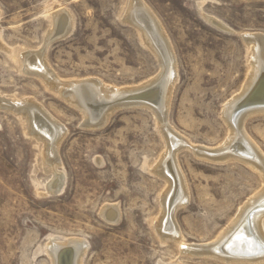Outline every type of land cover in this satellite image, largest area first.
Returning <instances> with one entry per match:
<instances>
[{"label":"rangeland","instance_id":"374dc122","mask_svg":"<svg viewBox=\"0 0 264 264\" xmlns=\"http://www.w3.org/2000/svg\"><path fill=\"white\" fill-rule=\"evenodd\" d=\"M141 1L176 56L169 123L192 143L217 147L229 132L223 105L241 92L250 69L242 34L264 33V0ZM129 3L0 0V96L34 99L67 128L58 168L65 183L60 193H48L53 176L44 168V142L21 113L0 108V264H52L47 245L54 236L85 240L82 264H249L198 256L160 236L156 221L168 182L153 168L166 140L149 107H121L102 127H87L84 113L32 68L36 60L24 58L42 50L64 81L93 77L127 87L153 79L161 63L138 26L125 19ZM64 15L68 31L45 44ZM244 126L264 152V113ZM178 161L190 195L175 217L187 244L216 240L263 186L242 161L206 160L189 149ZM107 205H119L118 222L103 215Z\"/></svg>","mask_w":264,"mask_h":264},{"label":"bare ground","instance_id":"6f19581e","mask_svg":"<svg viewBox=\"0 0 264 264\" xmlns=\"http://www.w3.org/2000/svg\"><path fill=\"white\" fill-rule=\"evenodd\" d=\"M124 15L127 21L137 25L142 31L145 41L156 53L162 67L157 76L141 85L116 87L93 77L64 81L50 68L42 50L24 53V58L30 56L29 59L36 60L32 68H35L52 88L57 89L66 100L84 113V125L87 127H102L108 122L111 114L121 107L144 105L156 114L157 122L166 140V149L153 168L168 182V187L163 193V211L156 221V229L163 239L178 241L186 252L192 250L198 256L210 255L224 262L237 261L249 264L264 262V152L248 135L244 126L248 117L264 113V100H261L260 94L257 95V92L264 91V33L242 34L250 50V69L241 92L223 105L222 115L229 126L228 134L220 145L210 148L192 143L169 123L170 99L174 85L178 83L176 82L177 62L173 47L156 16L141 0H130ZM64 16L59 24L57 20L55 21L45 44L68 31L70 19L67 15ZM206 16L213 25L220 29L227 28L215 17ZM151 88H154L153 91L156 89L157 92L150 101L139 100L132 96ZM249 101L252 103L247 104ZM0 108L21 113L26 118L30 131L44 142V168L52 172L53 176L46 189L48 193H60L65 179L64 174L58 169L61 164L59 146L67 133L66 126L34 99L17 100L0 96ZM184 149H189L196 156L206 160L245 162L252 170L259 173L263 183L261 191L244 202L245 205L237 216L216 240L210 243L187 244L182 239V232L176 221V210L187 204L190 195L178 161V154ZM118 206L107 205L103 215L110 221L118 222L120 220ZM227 241L231 244L225 247ZM87 248L88 244L83 239L56 236L51 237L47 245L52 264L65 263V261L68 264H82Z\"/></svg>","mask_w":264,"mask_h":264},{"label":"water","instance_id":"95a60500","mask_svg":"<svg viewBox=\"0 0 264 264\" xmlns=\"http://www.w3.org/2000/svg\"><path fill=\"white\" fill-rule=\"evenodd\" d=\"M153 89L154 88H151V89H149V90H144V91H142V92H140V93H138V94H133L132 96H134V97H137V99H139V100H143V101H150V100H152V98H153V96H154V93H156L157 91H156V89L153 91ZM260 94V96L262 97V101L264 100V91L263 92H257V95H259ZM252 103V101H249V102H247V104H249V103ZM250 103V104H251ZM246 104V105H247ZM258 207V206H257ZM252 214V212L250 213V215ZM113 222V221H112ZM231 243L230 242H228L227 241V243L225 244V247H227V246H229ZM64 257L66 258V255H64ZM62 259H63V257H62ZM66 260V259H65ZM60 264H68L66 261H65V263H60Z\"/></svg>","mask_w":264,"mask_h":264}]
</instances>
